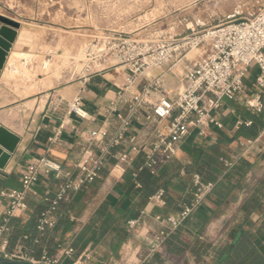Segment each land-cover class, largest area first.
Returning <instances> with one entry per match:
<instances>
[{
	"label": "crops",
	"instance_id": "obj_1",
	"mask_svg": "<svg viewBox=\"0 0 264 264\" xmlns=\"http://www.w3.org/2000/svg\"><path fill=\"white\" fill-rule=\"evenodd\" d=\"M181 2L165 1L168 15L160 22V33L154 35L159 41L179 39L202 25L198 13ZM20 35L21 28L0 75V126L20 139L0 170V193L19 189L26 168L43 158L65 172H73L75 165L91 157L105 156L108 163L100 180L60 205L56 227L43 234L37 231L38 216L47 209L44 197L56 191L58 181L53 174L40 172L28 194V209L10 220V252L20 250L36 259L47 252L58 264H75L79 259L82 264H190L205 257L209 260L214 249L231 245L241 227L251 229L264 244V109L257 113L250 106L257 95L264 102L256 65L250 67L244 91L235 98L223 99L217 108H210L211 94L202 102L209 117L222 127L210 122L193 127L174 158L152 174L144 168L147 150L139 154L131 151L133 137L144 145L154 140V128L146 129V118L159 94L144 90L160 80L167 97L174 101L183 90L190 53L181 61L145 72L131 85L126 68L112 67L20 98L6 84L17 68L18 60L13 61L12 55L25 46H20ZM78 97L87 119L69 112ZM135 97L140 102H135ZM118 114L131 121L126 133H122ZM62 125L61 134L53 141ZM120 135L123 140L115 146ZM123 152L134 158L125 173L115 169ZM194 175L213 185L211 193L175 231L165 249L150 254L151 239L163 228L155 217L176 215L192 202ZM160 191L164 192L161 204L151 200ZM7 203L0 196V226ZM131 221L138 225L131 228ZM61 249L74 253L67 257Z\"/></svg>",
	"mask_w": 264,
	"mask_h": 264
},
{
	"label": "built area",
	"instance_id": "obj_2",
	"mask_svg": "<svg viewBox=\"0 0 264 264\" xmlns=\"http://www.w3.org/2000/svg\"><path fill=\"white\" fill-rule=\"evenodd\" d=\"M109 44L108 52L117 61V67H124L128 71L129 85L134 84L149 70L161 69L185 59L193 51H202V55L197 60L189 62L183 90L174 101L167 97L160 80L144 90L147 94L151 91L159 94L152 113L146 118V129L150 126L154 128V140L149 145H144L133 137L131 151L139 154L147 150L144 168L152 174L174 158L178 145L187 138L193 127L203 125L205 122L222 127L209 117L208 111L202 106L208 95L214 96V99L208 100L210 108H217L223 99L235 98L244 91V80L252 65L258 67L260 76L257 83L261 88L264 87V5L250 19L220 24L203 32L192 28L190 33L179 39L152 43L118 36ZM134 101L140 102L139 97H135ZM250 106L257 113H261L264 109L262 97L255 96ZM69 112L82 119L88 118L80 97L70 104ZM118 118L122 122V133L128 132L131 121L122 114H118ZM63 128L64 125L60 127L53 141L57 140ZM122 140L123 135H120L114 141V145L119 146ZM133 161L134 158L128 152H123L117 157L115 169L125 173L132 166ZM107 163L105 156L91 157L86 162L75 165L73 172H65L60 165L46 158L28 166L19 189L0 193V196L8 202L0 226V259L30 264H58V260L47 252H43L40 259L27 256L20 250L10 252L8 250L11 235L10 220L28 209V194L38 181L40 172L45 176L53 174L58 185L55 192H48L44 197L47 209L38 216L37 231L43 234L54 229L58 222L57 213L60 205L69 202L84 186L100 180ZM192 179L195 187L192 202L176 215L155 217L158 223L163 224V228L152 237L150 254L162 252L169 237L187 222L194 210L211 193L213 185L204 183L201 176L194 175ZM163 196L164 192L160 191L151 200L161 204ZM137 225V221L129 222L131 228ZM61 251L67 257H71L74 253L72 249H61ZM208 262L209 260H206L203 264ZM82 263L83 260L80 259L75 262V264Z\"/></svg>",
	"mask_w": 264,
	"mask_h": 264
},
{
	"label": "rangeland",
	"instance_id": "obj_3",
	"mask_svg": "<svg viewBox=\"0 0 264 264\" xmlns=\"http://www.w3.org/2000/svg\"><path fill=\"white\" fill-rule=\"evenodd\" d=\"M165 1L0 0V13L20 24V46L25 43L22 51L12 55L13 61L18 60L17 68L6 84L20 98H27L117 67L108 52L109 43L118 36L159 42L154 35L160 33V22L168 15ZM183 4L198 13L202 25L196 31L203 32L220 24L250 19L264 0H183L180 5ZM201 55V50L193 51L188 59L197 60Z\"/></svg>",
	"mask_w": 264,
	"mask_h": 264
},
{
	"label": "trees",
	"instance_id": "obj_4",
	"mask_svg": "<svg viewBox=\"0 0 264 264\" xmlns=\"http://www.w3.org/2000/svg\"><path fill=\"white\" fill-rule=\"evenodd\" d=\"M208 264H264L263 241L255 237L251 229L241 227L236 232L235 240L231 245L220 246L213 250Z\"/></svg>",
	"mask_w": 264,
	"mask_h": 264
},
{
	"label": "water",
	"instance_id": "obj_5",
	"mask_svg": "<svg viewBox=\"0 0 264 264\" xmlns=\"http://www.w3.org/2000/svg\"><path fill=\"white\" fill-rule=\"evenodd\" d=\"M20 24L6 16L0 15V75L10 55L12 47L17 40ZM20 139L0 126V170H4L6 164L15 152ZM5 152H4V150ZM0 264H30L13 262L0 259Z\"/></svg>",
	"mask_w": 264,
	"mask_h": 264
}]
</instances>
